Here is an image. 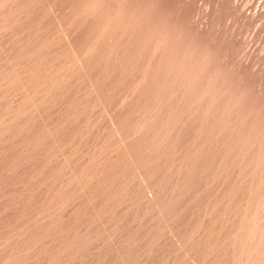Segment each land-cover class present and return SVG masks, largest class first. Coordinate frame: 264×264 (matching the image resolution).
I'll return each mask as SVG.
<instances>
[{
	"label": "rangeland",
	"instance_id": "obj_1",
	"mask_svg": "<svg viewBox=\"0 0 264 264\" xmlns=\"http://www.w3.org/2000/svg\"><path fill=\"white\" fill-rule=\"evenodd\" d=\"M0 264H264V0H0Z\"/></svg>",
	"mask_w": 264,
	"mask_h": 264
}]
</instances>
